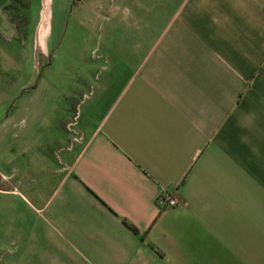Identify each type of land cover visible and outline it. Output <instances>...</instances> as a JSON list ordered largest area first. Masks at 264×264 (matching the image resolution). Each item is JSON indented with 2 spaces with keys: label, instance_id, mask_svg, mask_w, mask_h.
<instances>
[{
  "label": "crops",
  "instance_id": "obj_1",
  "mask_svg": "<svg viewBox=\"0 0 264 264\" xmlns=\"http://www.w3.org/2000/svg\"><path fill=\"white\" fill-rule=\"evenodd\" d=\"M99 6L120 38L56 70L94 80L78 115L0 68L4 264H264V0Z\"/></svg>",
  "mask_w": 264,
  "mask_h": 264
},
{
  "label": "rangeland",
  "instance_id": "obj_2",
  "mask_svg": "<svg viewBox=\"0 0 264 264\" xmlns=\"http://www.w3.org/2000/svg\"><path fill=\"white\" fill-rule=\"evenodd\" d=\"M102 1L104 5L109 4L115 9L116 0ZM99 3L101 0H9L4 6V13L11 22L12 28L11 31H6L5 53L0 54V63H2L0 68L26 72L27 75L22 79L16 76L12 81L24 83L27 78L28 96L46 84L49 88L68 86L69 90H65L64 100L76 106L78 115V107L85 93L94 85V80L92 83L90 77L84 80L81 75L82 70H77L73 75V84L62 86L60 82L63 78L58 83L56 70L62 66L60 58L63 56L66 58L67 52L69 53L68 46L82 43L81 39L89 29L92 34L86 45L87 50L83 54L81 47L76 53L90 57L93 52L97 62L104 61L105 45L120 38L119 33L115 32L116 21L111 18L105 22L106 24L100 25L104 22L100 18L96 19L99 17ZM7 8L9 10H6ZM46 10L48 15L45 17ZM95 10L98 12L96 13ZM104 17L108 19L110 16ZM84 22L87 28L82 25ZM80 25L83 27H79V30ZM44 26L45 30L41 38L40 32ZM70 38L72 40L69 41ZM99 73L95 72L96 79ZM21 95L22 92L17 97L15 95L12 102L19 101ZM0 253H2L0 264H4V249H0Z\"/></svg>",
  "mask_w": 264,
  "mask_h": 264
},
{
  "label": "built area",
  "instance_id": "obj_3",
  "mask_svg": "<svg viewBox=\"0 0 264 264\" xmlns=\"http://www.w3.org/2000/svg\"><path fill=\"white\" fill-rule=\"evenodd\" d=\"M163 205H167L169 207L175 208L180 205V201L177 197L173 195H165L162 200Z\"/></svg>",
  "mask_w": 264,
  "mask_h": 264
},
{
  "label": "bare ground",
  "instance_id": "obj_4",
  "mask_svg": "<svg viewBox=\"0 0 264 264\" xmlns=\"http://www.w3.org/2000/svg\"><path fill=\"white\" fill-rule=\"evenodd\" d=\"M44 15H45V17L48 15V10H46L45 12H44ZM45 24V23H44ZM44 30H45V26L44 27H42V29H41V34H40V37L42 38V35H43V32H44Z\"/></svg>",
  "mask_w": 264,
  "mask_h": 264
},
{
  "label": "trees",
  "instance_id": "obj_5",
  "mask_svg": "<svg viewBox=\"0 0 264 264\" xmlns=\"http://www.w3.org/2000/svg\"><path fill=\"white\" fill-rule=\"evenodd\" d=\"M6 10H9V8H7ZM6 10H5V11H6Z\"/></svg>",
  "mask_w": 264,
  "mask_h": 264
}]
</instances>
